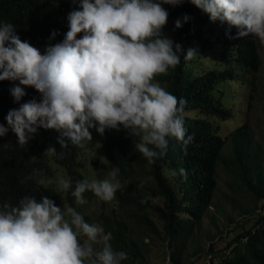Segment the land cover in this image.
I'll use <instances>...</instances> for the list:
<instances>
[{
    "label": "trees",
    "instance_id": "trees-1",
    "mask_svg": "<svg viewBox=\"0 0 264 264\" xmlns=\"http://www.w3.org/2000/svg\"><path fill=\"white\" fill-rule=\"evenodd\" d=\"M78 7V0H0V21L13 24L22 40L43 52L48 44L63 40L68 30L67 15ZM185 14L190 19L176 30L173 41L185 51L194 48L198 52L191 60L184 59V52L179 53V65L167 74L156 75L154 80L187 101L184 127L193 140L185 153L181 143L171 139L167 154L149 164L135 147L140 137L132 136L123 127L106 129V156L117 168L119 181H127L116 207L129 218L116 216L114 208L111 213H102V225L105 233L112 234V248L127 254L122 264H151V253L159 241L170 259L168 264H196L205 253L209 262L203 264H264V163L248 122L224 133L226 124L235 122L240 115L241 102L235 89L248 81L250 99L258 90L262 65L259 40L237 36L238 29L229 28L226 22L211 21L209 14L190 0L172 11L170 17L176 21ZM53 30L58 34L50 40ZM16 83L0 81V123L5 126L9 110L19 107L10 93ZM23 87L26 95L20 103L33 98L39 101L37 90ZM90 131L99 133L95 128ZM58 135L54 129L41 128L23 148L11 130L0 137V204L18 206L25 195L37 199L47 195L57 206L66 207L67 201L78 212L80 205L70 191L64 194L50 184L45 188L37 182L56 176L54 164L66 170L73 188L78 180H91L84 173L86 165L80 159V147L69 143L62 148L56 140ZM229 140L232 154L225 156ZM52 147L56 154L45 152ZM221 163L241 179L256 207L253 210L237 205L232 198L233 208L240 212L238 217L226 215V232L233 237L224 248L217 249L215 243L225 239V233L210 236L212 243L206 251L199 237L203 234V220L214 206ZM149 178L155 183L148 182ZM83 195L85 200L95 197L91 191ZM157 198H162L163 203H157Z\"/></svg>",
    "mask_w": 264,
    "mask_h": 264
},
{
    "label": "clouds",
    "instance_id": "clouds-1",
    "mask_svg": "<svg viewBox=\"0 0 264 264\" xmlns=\"http://www.w3.org/2000/svg\"><path fill=\"white\" fill-rule=\"evenodd\" d=\"M75 3L76 0H73ZM185 0H78L67 15L63 40L48 44L43 52L22 40L11 23L0 21V81L18 83L10 88L18 108L0 123V137L9 131L26 147L39 129H54L60 146L83 147L92 141L90 129H126L140 137L136 149L149 164L167 154L171 139L187 153L193 137L184 127L187 101L177 98L154 80L180 63L179 53L191 60L197 50L186 51L163 32L169 11ZM209 14L211 21L238 29L237 36H253L264 44V0H190ZM190 17L175 21L183 27ZM78 36V34H81ZM53 30L49 39L57 36ZM230 35V32H229ZM40 93L20 103L25 87ZM56 154L54 147L47 148ZM111 179L58 178L57 192L86 203L91 191L111 202L122 185L113 171ZM48 187L53 181L41 178ZM143 202V201H142ZM112 234L89 224L73 207L57 206L47 195H25L18 206L0 204V264H122L123 251H115Z\"/></svg>",
    "mask_w": 264,
    "mask_h": 264
},
{
    "label": "rangeland",
    "instance_id": "rangeland-1",
    "mask_svg": "<svg viewBox=\"0 0 264 264\" xmlns=\"http://www.w3.org/2000/svg\"><path fill=\"white\" fill-rule=\"evenodd\" d=\"M179 6L180 5H163V7H165L169 11L168 22L164 26L163 32L172 40L178 28L175 26V20L170 17V13L174 10L179 9ZM259 44L262 65L258 73V90L254 92V98L250 99V97H248V93L250 91L251 85L248 81H245L242 87H237V89H235L238 101L241 102V105H239L238 107L240 115L236 117L235 122H229L228 124H226L224 133L226 135L228 134V132H230L232 127L248 122L256 138V148L259 149L261 159L264 163V44H261L260 42ZM91 133L93 137L92 141L85 142L84 146L80 147V159L86 165L84 173L87 174L91 180H103L111 179L110 174L115 171L117 174V179L119 180L117 168L112 165V163L106 156L104 150V135H101L100 133H94L92 131ZM231 154L232 143L229 140L227 146L224 149V155L231 156ZM54 167L56 168V176L54 178L45 180L53 181V183H50V185L57 188L55 181L58 178L68 179L69 177L63 167L56 164H54ZM119 182L121 183L122 187L117 191L115 199L113 201L105 202L95 196L86 199V203L80 205L78 212L84 217L86 222L103 227L101 221L102 213H111L114 208V214L116 216H120V218H129L124 210L116 207L119 192L125 188L127 181ZM148 182H150L151 184L155 183L154 179L152 178H149ZM232 198L236 199L237 205H242L253 210L256 207L252 193L247 190V187L245 185L242 186L241 179H239V177L236 176L234 172L227 169L224 163H221L218 169V188L214 198V206L211 207V211L208 215L205 216L203 220V234L199 237L200 242L202 243V246L206 249V251L210 248L212 243V238H209L210 236L220 235L222 232L225 233V239L216 241L215 244L217 249L224 248L233 237V235H230L226 232V227L228 225L226 215L232 214L233 216L238 217L240 215V212L236 211L233 208L231 203ZM156 202L162 204L163 199L157 198ZM66 207H71L67 201ZM154 219L157 220V217L154 216ZM130 223L132 224V221H130ZM159 226L162 229L161 224H159ZM148 241L150 240L148 239ZM192 251L193 247H191L190 249V252ZM150 257L151 264H168V261L170 260L168 257H166L165 248L160 241L157 243V245L154 246ZM194 259L196 258L194 257L193 260ZM205 262H209L206 253L203 254L202 259L200 261H197L196 264H203Z\"/></svg>",
    "mask_w": 264,
    "mask_h": 264
}]
</instances>
